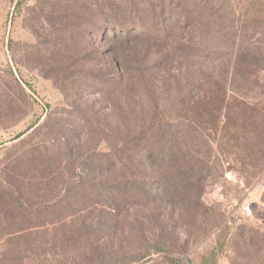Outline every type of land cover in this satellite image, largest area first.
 <instances>
[{
	"label": "rangeland",
	"instance_id": "374dc122",
	"mask_svg": "<svg viewBox=\"0 0 264 264\" xmlns=\"http://www.w3.org/2000/svg\"><path fill=\"white\" fill-rule=\"evenodd\" d=\"M0 264H264V0H0Z\"/></svg>",
	"mask_w": 264,
	"mask_h": 264
},
{
	"label": "trees",
	"instance_id": "16d2710c",
	"mask_svg": "<svg viewBox=\"0 0 264 264\" xmlns=\"http://www.w3.org/2000/svg\"><path fill=\"white\" fill-rule=\"evenodd\" d=\"M201 4L202 3L195 2L194 6H190L192 8H187V7H189V4H186V3H184V4H181V3L178 4V8L179 9L182 8V10L184 11V15H182L183 16V19H184V22L183 23L186 24V27L187 28H194L195 24L197 23V20H195L193 18V16H189L186 13L187 12H190L189 10H193L194 11V9H195L194 12H197V10L199 9V7H200ZM179 9H178V11H179ZM174 13H176V12H174ZM173 18L174 17L171 16V22H169V23H172L173 22ZM147 21L149 22L150 20H147ZM164 21H165L164 18L157 19V16H156V18L153 20V22H149L146 25V27L142 31L143 33L140 36H144V37H147V38L153 36L152 35V32H153L154 28H155L154 31H159V29H161V27L164 26ZM151 24H153V26H151ZM172 25L178 26L180 24L177 22L176 24H172ZM167 36L169 38L172 37V35H169V34H167ZM200 42H201L200 41V38H195L193 36H190L189 38L186 39V58L188 60L189 59H192L197 54L200 55L199 53L201 51L198 52L197 49L196 50H193V48L198 47V45L201 44ZM200 57L203 58V60L206 61V62H208V59H210L211 61H214L215 62V61H218V59L220 58L218 56H212L211 58H208L209 55H207V54H202V56H200ZM250 57H251V54H248L247 55V58H250ZM209 66L210 65L208 64L207 68H209ZM212 70H213V73L216 72V69L215 68H213ZM195 81H197V80H195ZM214 82H215V80H209L208 78H204V76L202 77L201 82L200 81H197L195 85L197 86V84H200L201 83V86H202V92H201L202 95L201 96H198V97L200 98L202 96H207L208 94H211L213 90L210 89V87L207 85V83L208 84H211V83H214ZM220 91H222V89ZM202 99L199 100V101H197V100H193L190 97L189 98L186 97V121H182L183 118L181 116H178L177 118L174 119L175 122H176V123H174L175 126H176V129L174 130L173 134L175 136H178L179 135L183 139H186V146H188V142L190 140V133H192V132L193 133H196V131H197L196 129L192 130L194 128V123L193 122H195L193 120V117L199 115L200 108H201V106H203V100H205L206 98H204L203 100ZM146 103H147V106L150 105L149 107H152V108L154 107L153 106L154 105V99L152 97L148 98L146 100ZM240 105L241 106L238 108V110H241L242 112H244L245 114H247L246 111L248 109H250V105H248L243 100H242V102H241ZM230 110H233V108L230 109ZM135 116H137V115H135ZM181 125H186V131H183V130H180L179 129V126H181ZM135 128L136 129H139L138 131H140L142 134L146 135V137H147L148 140L150 139L149 133L147 131H145V126L144 125L140 126L138 123H135ZM194 139H198V138L195 136ZM174 144L175 145H174V148L173 149H175L176 152L173 155L175 157H184V151H183L184 144L182 143V140H180V141L177 140ZM150 146H152V144ZM146 154L149 155V156H152L154 153L149 148H147L146 149Z\"/></svg>",
	"mask_w": 264,
	"mask_h": 264
}]
</instances>
